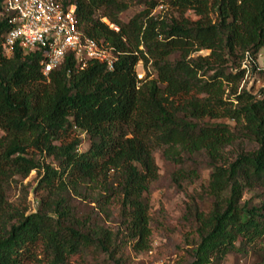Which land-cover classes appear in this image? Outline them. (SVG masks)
<instances>
[{"label": "trees", "instance_id": "16d2710c", "mask_svg": "<svg viewBox=\"0 0 264 264\" xmlns=\"http://www.w3.org/2000/svg\"><path fill=\"white\" fill-rule=\"evenodd\" d=\"M60 2L75 4L79 29L120 54L110 70L94 59L82 68L68 53L46 76L41 52L5 54L12 23L0 2V264H70L74 256L127 264L129 248L151 250L156 148L177 166L179 186L200 176L185 168L189 156L203 152L211 162L209 182L189 194L191 264L254 248L264 258V203L243 201L247 189L264 188V89L257 97L241 86L247 53L255 62L264 49V0H143L129 20V0ZM162 4L177 16L153 14ZM83 133L90 146L81 151ZM242 139L258 147L227 158ZM33 170L39 199L21 210L8 193ZM205 197L209 210L198 203Z\"/></svg>", "mask_w": 264, "mask_h": 264}, {"label": "rangeland", "instance_id": "374dc122", "mask_svg": "<svg viewBox=\"0 0 264 264\" xmlns=\"http://www.w3.org/2000/svg\"><path fill=\"white\" fill-rule=\"evenodd\" d=\"M131 7L124 12L123 18L129 20L133 15L145 7L143 0H129ZM153 14H162L165 16H177V11L169 5H159ZM192 18H196L193 11L187 13ZM108 24H111L107 18H103ZM197 54H208L207 50H202ZM247 74L242 81L247 89L257 97H261V91L264 89V49L258 55L255 62L249 64ZM143 64L137 66V72L146 74ZM149 71L153 72L149 66ZM155 74L153 73L152 76ZM139 77V76H138ZM83 142L80 146L81 151L87 150L90 146L89 138L86 133L82 134ZM258 145L247 139L238 140L235 144L227 148V158L233 160L240 151L254 150ZM156 161L159 165L160 175L157 181L153 182L147 197L151 204L152 213V248L148 252L137 253L131 248L127 250V264H191L194 260L192 245L197 241L195 232V222L189 215V204L191 199L189 194L201 192L202 186L209 182L210 172L212 170L211 162L205 153H198L189 156L185 163V168L190 166L199 169L200 176L194 182H183L179 186L173 179L177 166L175 163L166 159L163 154V148L154 150ZM47 162L52 161L46 158ZM40 177L33 170L27 177L17 176L11 184L8 193L10 202L19 209L29 206L31 209L37 205V195L34 191ZM248 201L250 205H261L264 203V188L257 187L247 189L243 201ZM199 205L205 210H209L212 203L211 197H205L198 200ZM115 225V224H114ZM264 245V239L261 242ZM101 256L97 261L91 256L85 260V264H113ZM80 261L79 256H74L70 264H77ZM32 264H42L36 262ZM218 264V263H213ZM219 264H264L263 253L254 248L244 252H233Z\"/></svg>", "mask_w": 264, "mask_h": 264}, {"label": "built area", "instance_id": "2783aa9c", "mask_svg": "<svg viewBox=\"0 0 264 264\" xmlns=\"http://www.w3.org/2000/svg\"><path fill=\"white\" fill-rule=\"evenodd\" d=\"M2 13L12 23L3 48L12 56L17 48L26 53L41 52L43 74L58 67L68 53H74L81 67L89 59L103 62L114 69L120 52L109 42L87 36L78 27L76 5L64 7L60 0H0ZM118 29L114 24H110ZM254 61L247 53L243 67ZM249 70V69H248ZM139 78L144 74L138 73Z\"/></svg>", "mask_w": 264, "mask_h": 264}]
</instances>
